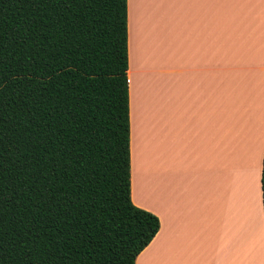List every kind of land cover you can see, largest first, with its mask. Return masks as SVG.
<instances>
[{
    "label": "trees",
    "instance_id": "trees-1",
    "mask_svg": "<svg viewBox=\"0 0 264 264\" xmlns=\"http://www.w3.org/2000/svg\"><path fill=\"white\" fill-rule=\"evenodd\" d=\"M126 0H0V264H134ZM264 208V155L261 170Z\"/></svg>",
    "mask_w": 264,
    "mask_h": 264
},
{
    "label": "crops",
    "instance_id": "crops-1",
    "mask_svg": "<svg viewBox=\"0 0 264 264\" xmlns=\"http://www.w3.org/2000/svg\"><path fill=\"white\" fill-rule=\"evenodd\" d=\"M134 264H264V0H126Z\"/></svg>",
    "mask_w": 264,
    "mask_h": 264
}]
</instances>
